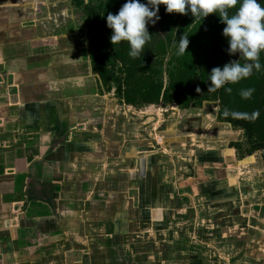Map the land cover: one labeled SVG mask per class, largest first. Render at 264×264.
<instances>
[{
  "label": "crops",
  "instance_id": "0c3cea01",
  "mask_svg": "<svg viewBox=\"0 0 264 264\" xmlns=\"http://www.w3.org/2000/svg\"><path fill=\"white\" fill-rule=\"evenodd\" d=\"M80 12L0 0V264H264V153L103 92Z\"/></svg>",
  "mask_w": 264,
  "mask_h": 264
},
{
  "label": "trees",
  "instance_id": "16d2710c",
  "mask_svg": "<svg viewBox=\"0 0 264 264\" xmlns=\"http://www.w3.org/2000/svg\"><path fill=\"white\" fill-rule=\"evenodd\" d=\"M72 1L76 6L84 5V1ZM126 2L127 0H107L101 3L98 9L94 8L89 13L90 35L94 44L97 42L95 45L97 54L93 55L92 63L107 91L111 92V83L115 82L119 99L134 107L167 103L189 109L206 102H219L221 110L218 112V120L244 130L245 137L251 144L246 156L259 151L264 152V52L260 55L259 71L254 69L249 78L237 84L226 85L232 89L231 93L224 88L209 91L211 84L209 75L212 69L223 68L233 60H240L239 54H228V40L223 35L226 25L221 22L217 14L195 21L190 12L188 15L168 14L166 6L161 5L158 23L163 33L167 35L163 37L155 30L157 22L154 25L150 23L147 27L152 37L145 48L154 50L152 58L155 59L170 55L167 63L169 84L165 87L159 78L160 70L157 67H149L143 61V58H146L143 51L138 58H132L129 55L128 42H120L116 45L110 42L112 30L107 26V15L109 13L114 15V11L117 14ZM140 2L146 4L147 0ZM234 12L235 9L230 10V14ZM178 28L180 37L185 35L189 38L187 52L182 56L177 55L180 37L176 39L177 46L174 49L170 48L173 42L172 33ZM109 50L111 52L113 50L114 54L110 52L104 54ZM245 62L241 60L242 64ZM108 63L113 67H110L111 70ZM117 63L121 64L118 68ZM118 70L120 76H116ZM249 88L254 89L252 97L242 98L241 91ZM232 146L235 147L236 144ZM236 149L240 150L241 147Z\"/></svg>",
  "mask_w": 264,
  "mask_h": 264
},
{
  "label": "clouds",
  "instance_id": "9594fccd",
  "mask_svg": "<svg viewBox=\"0 0 264 264\" xmlns=\"http://www.w3.org/2000/svg\"><path fill=\"white\" fill-rule=\"evenodd\" d=\"M166 6L168 14L188 15L205 19L211 14H217L226 27L223 35L227 38L229 55L239 54L240 60H233L211 71L209 91L224 88L231 93L229 84H237L249 78L253 70L261 69L260 55L264 52V4L258 0H127L115 15H107V26L112 30L110 42L113 45L128 42L129 55L138 58L152 35L148 25L155 24L159 19L160 6ZM235 9L230 14V10ZM189 46L188 36L183 35L178 42L177 55H184ZM241 60L246 61L241 63ZM199 91V89H198ZM254 89L242 90L240 95L250 99Z\"/></svg>",
  "mask_w": 264,
  "mask_h": 264
},
{
  "label": "rangeland",
  "instance_id": "374dc122",
  "mask_svg": "<svg viewBox=\"0 0 264 264\" xmlns=\"http://www.w3.org/2000/svg\"><path fill=\"white\" fill-rule=\"evenodd\" d=\"M79 1H84V5H81V6H78V5L76 6L75 5V6L79 9V11L81 10V12H83V14L87 18L86 20L83 19V21H82L81 31H82V33H84L87 43L89 42V44H91V46H92V52H91V63H92L93 55L97 54V50L95 49L96 48L95 45L97 44V42H96V44H94V42L92 40V37L90 35L89 27H90V24H91V22H90L91 20H90L89 13H90V10H93L94 8L98 9L99 5L101 3H105V1H107V0H79ZM258 2H261L262 4H264V0H258ZM81 12H80V14H82ZM115 14H116V12L114 11V15ZM155 30L157 32H160L163 37H165L167 35L166 33H163V30L161 29L158 21H157V26H156ZM172 37H173V42H171L170 48L174 49L177 46L176 39H179V37H180L179 28L177 30L173 31ZM145 46H144L143 52H144L146 58H143L144 59L143 61L147 65H149V67H157L160 70V72H161V75L159 77L160 80L164 83L165 87L168 86V84H169V76L167 74V71H168L169 66H168L167 63L170 60V55H168L166 57L162 56L161 58H158V59L152 58V56L154 55V50L150 49V48H145ZM101 50H103V49H101ZM113 50H115V49H113ZM113 50H112V52L109 50V51L105 52L104 54H107V53L110 52L113 55L114 54ZM100 58L101 57H99V59ZM108 64H109V70H111L110 67H112V66L110 65V63H108ZM120 66H121V64H118L117 68L120 67ZM94 69H95V67H94ZM116 76H120L119 70L116 71ZM111 85H112L111 94L113 95L114 98L119 99V97H118L119 94L117 93V86H116L117 84L115 82H113V83H111ZM102 87H103V89H102ZM102 87H101V89H102L103 92H108L107 88L105 87V85H103ZM121 104L124 105L125 102H123ZM149 107L150 106L144 105L142 107H134V108L139 109V110L142 109L143 111H145ZM154 107L155 106H153L152 108H154ZM156 108H158L159 110H161L162 108H164V109L173 108V109L180 110V111H186L187 112L186 115L193 116L192 118H195V120H198L197 121L198 123L194 124L195 128L198 127V129H200V127L202 125L201 122L203 121V119H204V122H205L206 119H208L209 121L207 120L208 121V124H207L208 128L207 129H217V128L218 129L219 128L227 129L228 128V129H239V130H241L240 128L233 127L232 124L223 123V122H220L219 120L215 119L214 116L216 115V112H219L221 110V105H220L219 102H206V103H203V105L198 106V107H190L189 110L188 109H184L183 107H181L178 104H167V103H160L158 105V107H156ZM164 109H162L161 113H164V112L166 113L167 112ZM199 120H201V121H199ZM191 121H193V120H191ZM222 125H224V126H222ZM241 132L243 134H242L240 140L238 142H236L237 144L234 143V144H236V146L234 148L241 147L240 150L237 149L238 158H245L246 154H247V151L251 148V144L248 143L247 138L245 137L244 130H241ZM261 153H264V152L261 151ZM242 156H245V157H242Z\"/></svg>",
  "mask_w": 264,
  "mask_h": 264
}]
</instances>
